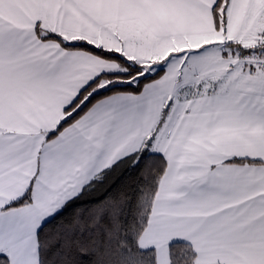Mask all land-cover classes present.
Segmentation results:
<instances>
[{
  "label": "snow or ice",
  "instance_id": "snow-or-ice-1",
  "mask_svg": "<svg viewBox=\"0 0 264 264\" xmlns=\"http://www.w3.org/2000/svg\"><path fill=\"white\" fill-rule=\"evenodd\" d=\"M0 264H264V0H0Z\"/></svg>",
  "mask_w": 264,
  "mask_h": 264
}]
</instances>
